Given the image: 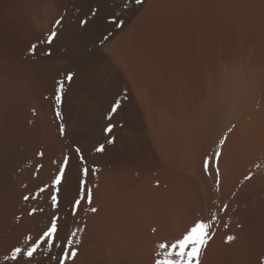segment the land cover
I'll use <instances>...</instances> for the list:
<instances>
[{
    "label": "bare ground",
    "instance_id": "bare-ground-1",
    "mask_svg": "<svg viewBox=\"0 0 264 264\" xmlns=\"http://www.w3.org/2000/svg\"><path fill=\"white\" fill-rule=\"evenodd\" d=\"M260 187L264 0H0V264H156L162 219L213 235ZM54 216L55 246L13 259ZM216 249L207 264H264V232L234 263Z\"/></svg>",
    "mask_w": 264,
    "mask_h": 264
},
{
    "label": "rangeland",
    "instance_id": "rangeland-1",
    "mask_svg": "<svg viewBox=\"0 0 264 264\" xmlns=\"http://www.w3.org/2000/svg\"><path fill=\"white\" fill-rule=\"evenodd\" d=\"M176 187H177L176 189L178 191L175 189L174 192L171 194V196L174 194V199H173V196L171 197V201L172 202H173V200H175L173 202L174 205H176L175 203L178 204L179 202H177V200L180 201L182 195H184V193H186V189H185L186 187L182 188L183 184L181 186L180 181L177 182V186ZM177 197L179 199H177ZM195 220H196V222L199 221L198 219H195ZM165 221H166V219H165ZM165 221H164V219L161 220V222L159 223L158 228L156 229V232L154 234L151 233V232H149V233L147 232L143 236V241H146L145 242V247H142V254H143V257L145 259H147V257H148V259L151 258V260H153V259H163V256H164L163 253L165 252V250L164 251H163V249L160 250V252H162V253H160L159 252L160 248L158 247L162 243H158L159 241H158V239L156 237H155V239H152V238L154 237V235L158 236V234L162 233L163 229L161 230V228H163V226L161 227V223L164 225V228L166 229L164 233L167 234L168 229L165 227L166 226L165 223L167 221L166 222ZM196 222L194 221V224L192 223L193 225L190 224V223H187L188 224L187 226H189V227L185 226L186 224L184 226L187 227V228H191V225L194 226ZM230 222H233V223H230ZM167 223L170 225V226H168L169 229H170L171 224L169 223V221ZM184 228H181V232H179L180 231L179 228H177V229L174 228V230L175 229L176 230L179 229L178 233H182V235H183L182 229H184ZM220 230H221V232H220ZM171 231H169L168 234H170ZM184 232H185L184 233V235H185L188 232V229H186V230L184 229ZM262 232H264V189L260 187V189L259 188L258 189L254 188L251 191H249V193L247 192L246 194H244L242 196L241 201L238 203V205L236 207V210H234V214L232 215V217L230 218L228 223H225L220 228H217L215 231H213V235L209 233L210 234V238L208 240V243H209V245L212 246V248L207 243V245L205 246L204 252H203V250L201 251L200 255L202 256V254H203L202 259L200 258L201 256L199 255V259H201V261H200L201 264H205L206 262L208 263V261L205 262V260L207 259L206 254L211 256L210 253L215 251V248H217L216 251L220 255H222L226 260H229L230 262L234 263L236 261V258H237L238 252H239L238 248L242 247L243 244H252V243L256 242V235L258 233H262ZM175 233H177V231L173 232V235ZM165 234L159 235L161 237V238L159 237L160 238L159 240L161 242V239H163L164 243H166L167 241H165V240H168V238H169L167 245H169V244L171 245L175 241H178V239L180 240L181 238H183V237H181L182 235L178 236L177 234H176L177 238L176 237L174 238L175 235L173 237H171L172 236L171 234H170L171 236L170 235H166L168 237L167 238L165 236ZM164 236L167 239L164 238ZM230 236L233 237V239H231L229 241L228 237H230ZM147 237H149V238H147ZM144 238H146V239L144 240ZM173 238H174V240H173ZM150 239L153 240V242L150 241ZM245 240L247 241L246 243H244ZM143 245H144V242H143ZM154 245H155V247H154ZM207 246H208V248L210 250L206 251ZM205 251L209 252V253H206ZM158 253H160V254L157 255ZM150 254H156V255H154L153 256L154 258H152ZM204 254H205V256H204ZM205 257H206V259H205ZM203 261L205 263H203ZM200 262H199V264H200Z\"/></svg>",
    "mask_w": 264,
    "mask_h": 264
},
{
    "label": "snow or ice",
    "instance_id": "snow-or-ice-1",
    "mask_svg": "<svg viewBox=\"0 0 264 264\" xmlns=\"http://www.w3.org/2000/svg\"><path fill=\"white\" fill-rule=\"evenodd\" d=\"M137 4L142 3V0H136ZM55 33L52 34V36L49 37V43L51 42V39L54 37ZM35 46H33L34 50ZM73 74H68V79H71V76ZM59 91H62V88L59 89ZM60 102L59 95L57 96V103ZM119 107V104H115L112 108V111L115 112L116 109ZM112 129V126L110 125L106 131L110 132ZM63 132V128L61 129ZM109 143H114V140L108 141ZM224 143L223 140L220 141V144L222 145ZM79 151V149H77ZM97 151H104V146L100 145ZM41 155H43L41 153ZM220 155L219 150L216 152V158L218 160V157ZM211 158H205V171L208 170V167L211 163ZM65 169L62 167L59 170V173L54 180V183L56 185H60L62 182V178L64 176ZM87 170H85L86 172ZM217 177H219V170L217 166ZM217 183H219V180H217ZM85 198L88 200L89 203H91V192L86 191ZM25 199H28V197H25ZM80 201H75L76 205H79ZM52 205L53 207H58V199L57 195L52 196ZM226 207V206H225ZM93 212L96 211L95 208L92 209ZM212 220H215V215H213ZM212 224L211 222H205L203 220L197 221L193 227L183 236L182 239L174 242L170 247L166 243L160 244L158 247L160 249H166L167 251L164 252V258L163 259H157L156 264H199V255L202 251V249L207 245L208 240L210 238L209 229L211 228ZM79 231V229L77 230ZM58 232V218L53 217L51 221L50 227L43 232V234L40 236L39 240H37L35 243L32 244L31 247H28L26 251L22 250L21 248L17 247L12 252V258L17 259L18 257H28L31 258L36 252L37 248L40 246L42 242H46L48 248H52L55 246V236ZM76 233H72V237H75ZM233 239V237H228V240L230 241ZM78 242V241H77ZM73 243L72 239H68L67 245L68 248H71V245ZM68 253H65V257H67ZM76 251L75 249L71 250V256L75 257ZM159 255V253L157 254Z\"/></svg>",
    "mask_w": 264,
    "mask_h": 264
}]
</instances>
